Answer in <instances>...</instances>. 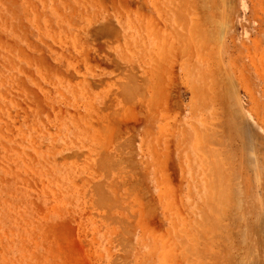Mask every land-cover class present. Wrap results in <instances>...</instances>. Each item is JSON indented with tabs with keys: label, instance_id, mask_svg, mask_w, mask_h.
I'll use <instances>...</instances> for the list:
<instances>
[{
	"label": "rangeland",
	"instance_id": "1",
	"mask_svg": "<svg viewBox=\"0 0 264 264\" xmlns=\"http://www.w3.org/2000/svg\"><path fill=\"white\" fill-rule=\"evenodd\" d=\"M0 264H264V0H0Z\"/></svg>",
	"mask_w": 264,
	"mask_h": 264
},
{
	"label": "bare ground",
	"instance_id": "2",
	"mask_svg": "<svg viewBox=\"0 0 264 264\" xmlns=\"http://www.w3.org/2000/svg\"><path fill=\"white\" fill-rule=\"evenodd\" d=\"M129 94H131V93H129Z\"/></svg>",
	"mask_w": 264,
	"mask_h": 264
}]
</instances>
